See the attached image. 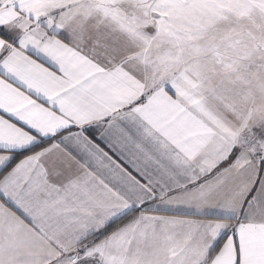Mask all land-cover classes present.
Here are the masks:
<instances>
[{
	"label": "snow or ice",
	"instance_id": "1",
	"mask_svg": "<svg viewBox=\"0 0 264 264\" xmlns=\"http://www.w3.org/2000/svg\"><path fill=\"white\" fill-rule=\"evenodd\" d=\"M0 264H264V0H0Z\"/></svg>",
	"mask_w": 264,
	"mask_h": 264
}]
</instances>
